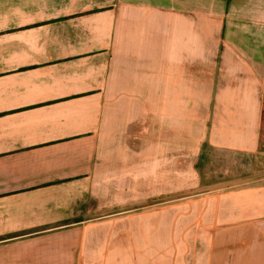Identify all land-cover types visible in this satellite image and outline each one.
Here are the masks:
<instances>
[{
	"label": "crops",
	"instance_id": "obj_1",
	"mask_svg": "<svg viewBox=\"0 0 264 264\" xmlns=\"http://www.w3.org/2000/svg\"><path fill=\"white\" fill-rule=\"evenodd\" d=\"M264 0H0V264H264L253 153Z\"/></svg>",
	"mask_w": 264,
	"mask_h": 264
},
{
	"label": "rangeland",
	"instance_id": "obj_2",
	"mask_svg": "<svg viewBox=\"0 0 264 264\" xmlns=\"http://www.w3.org/2000/svg\"><path fill=\"white\" fill-rule=\"evenodd\" d=\"M260 141V149L253 153L212 148L202 143L200 154L193 161L197 179L190 194L264 183V127Z\"/></svg>",
	"mask_w": 264,
	"mask_h": 264
}]
</instances>
